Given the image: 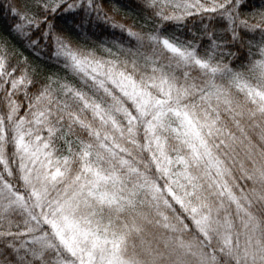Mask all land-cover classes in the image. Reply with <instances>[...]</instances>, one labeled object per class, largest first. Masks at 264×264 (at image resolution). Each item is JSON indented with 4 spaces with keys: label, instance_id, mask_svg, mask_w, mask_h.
Masks as SVG:
<instances>
[{
    "label": "snow or ice",
    "instance_id": "obj_1",
    "mask_svg": "<svg viewBox=\"0 0 264 264\" xmlns=\"http://www.w3.org/2000/svg\"><path fill=\"white\" fill-rule=\"evenodd\" d=\"M0 264H264V0H0Z\"/></svg>",
    "mask_w": 264,
    "mask_h": 264
}]
</instances>
